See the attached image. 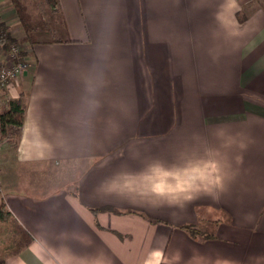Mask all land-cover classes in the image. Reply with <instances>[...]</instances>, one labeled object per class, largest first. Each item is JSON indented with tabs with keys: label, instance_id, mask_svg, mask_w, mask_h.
Returning <instances> with one entry per match:
<instances>
[{
	"label": "crops",
	"instance_id": "0c3cea01",
	"mask_svg": "<svg viewBox=\"0 0 264 264\" xmlns=\"http://www.w3.org/2000/svg\"><path fill=\"white\" fill-rule=\"evenodd\" d=\"M41 2L29 44L0 0V264H264V0Z\"/></svg>",
	"mask_w": 264,
	"mask_h": 264
},
{
	"label": "trees",
	"instance_id": "16d2710c",
	"mask_svg": "<svg viewBox=\"0 0 264 264\" xmlns=\"http://www.w3.org/2000/svg\"><path fill=\"white\" fill-rule=\"evenodd\" d=\"M19 19L26 41L33 44L37 39V26L32 21L27 8L18 0H10ZM18 44L17 40L7 31V27L0 21V49L7 51L11 45ZM24 52L21 51V54ZM23 115L22 98L11 100L7 109L0 113V135L6 136L7 142L15 147L18 140V127ZM1 139V138H0ZM3 203L0 202V219L3 217ZM30 238L26 236V243Z\"/></svg>",
	"mask_w": 264,
	"mask_h": 264
},
{
	"label": "built area",
	"instance_id": "2783aa9c",
	"mask_svg": "<svg viewBox=\"0 0 264 264\" xmlns=\"http://www.w3.org/2000/svg\"><path fill=\"white\" fill-rule=\"evenodd\" d=\"M21 51L20 46L15 44L11 45L4 54V61L0 64V91L6 89L28 67L29 64Z\"/></svg>",
	"mask_w": 264,
	"mask_h": 264
},
{
	"label": "snow or ice",
	"instance_id": "6c2138e0",
	"mask_svg": "<svg viewBox=\"0 0 264 264\" xmlns=\"http://www.w3.org/2000/svg\"><path fill=\"white\" fill-rule=\"evenodd\" d=\"M172 176V173L162 170L161 168L153 169L151 176L147 177L151 181V185L154 191L158 193L174 192L177 190H183L182 184L177 183L175 187H172L167 183V180ZM179 180V177L176 178ZM155 256L159 257L160 253H155Z\"/></svg>",
	"mask_w": 264,
	"mask_h": 264
},
{
	"label": "rangeland",
	"instance_id": "374dc122",
	"mask_svg": "<svg viewBox=\"0 0 264 264\" xmlns=\"http://www.w3.org/2000/svg\"><path fill=\"white\" fill-rule=\"evenodd\" d=\"M21 4H26V5H28V8H30V11L33 13V12H35L37 9H34V8H36V6L38 5V4H42V2H41V0H18ZM9 4V3H8ZM25 6V5H24ZM26 7V6H25ZM27 8V7H26ZM28 10V9H27ZM18 22V21H17ZM12 29V28H11ZM7 31L10 33V31L7 29ZM21 32V31H20ZM19 32V33H20ZM19 33L16 31V30H14V28H13V36H15V39L17 40V43H18V45L20 46V48L21 49H24L23 47V43H22V38H19L20 36H19ZM22 34V33H21ZM5 54L6 53V51H4L3 52V50L2 49H0V54ZM3 61H4V58H3ZM3 61H2V63H3ZM1 63V64H2ZM10 147L12 148L13 146H11L10 145ZM5 227H11L10 225H3V228L5 229ZM27 237H30L31 235L30 234H28V232H27ZM11 237V234L9 235V238ZM1 246V245H0ZM10 253V252H9ZM6 254V251H2L1 250V247H0V257L2 256V255H5Z\"/></svg>",
	"mask_w": 264,
	"mask_h": 264
}]
</instances>
